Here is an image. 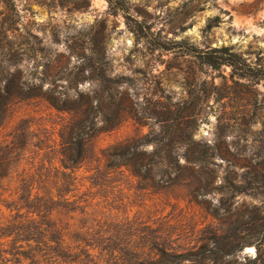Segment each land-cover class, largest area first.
<instances>
[{"label": "rangeland", "instance_id": "rangeland-1", "mask_svg": "<svg viewBox=\"0 0 264 264\" xmlns=\"http://www.w3.org/2000/svg\"><path fill=\"white\" fill-rule=\"evenodd\" d=\"M114 1L129 6L156 39L230 47L246 73L228 64L214 69L181 46L155 49L148 37L137 39L109 0H0V80L19 77L13 88L28 91L42 85L71 97L76 90L91 94L99 87L103 48L108 74L127 77L119 97L126 93L123 103L132 110L121 126L90 137L85 159L76 164L65 163L61 136L76 116L42 98L11 99L0 126V264H120L110 250L149 264L158 246L185 252L247 210L264 208V77L257 73L264 70V0ZM170 124L191 130L217 153L214 189L200 198L202 205L190 201L187 185L164 188L158 169L155 182L151 173L113 164L114 145ZM254 174L259 180L248 193L233 188L250 186ZM29 210L37 218L32 229L14 227L13 219L27 220ZM50 211L78 249L70 258L32 261L35 242L30 247L23 239L51 233ZM247 254L254 256L255 247L237 257Z\"/></svg>", "mask_w": 264, "mask_h": 264}, {"label": "trees", "instance_id": "trees-1", "mask_svg": "<svg viewBox=\"0 0 264 264\" xmlns=\"http://www.w3.org/2000/svg\"><path fill=\"white\" fill-rule=\"evenodd\" d=\"M109 2L112 8L124 12L127 23L137 39L142 40L148 37V42L155 49L171 50L175 48L174 45L181 46L184 52L195 56V58L200 59L204 64L210 65L214 69L228 64L233 66L234 69H239L241 71L240 75H245L247 64L238 53L231 51L230 47L203 49L195 45H189L184 40L171 43L156 39L153 36L154 33L151 31V27L136 19L130 12L129 6H125L122 1L109 0ZM212 26L213 24L210 23L209 27ZM105 54L106 50L102 48L99 58L100 70L95 77L99 87L91 94L76 90L72 95L73 97H71L68 92L57 93L52 89L43 90L42 85L28 91L23 87L13 88L12 85L15 82L18 84L21 82L19 77L9 78L7 76V78L1 79L0 126H2L7 116L10 101L15 96L19 98H42L57 110L70 112L76 116L75 119L66 124L68 129H65L61 136L65 140V152L68 153L64 155L65 163L66 160L71 163H81L85 159L84 151H86L90 137L121 126L129 113H132V110L128 109V106L123 103L126 93L123 94L124 97H119L121 93L119 85L126 81L121 79L127 77L122 76L120 79L108 74V61ZM257 73L264 77V70L258 69ZM2 81H5V85H2ZM25 83L26 80L22 81V84ZM118 98H120V101H118ZM179 111L183 113L184 108L179 109ZM144 114L146 113L144 112ZM139 117L141 116L139 115ZM178 124L182 125L183 122ZM181 129L170 124L160 133L150 130L144 135L117 143L113 146L116 148L114 150L116 158H114L113 164L126 166L134 173L142 170L151 173L149 176L151 181H155L152 171L158 169L162 172L158 183H163L164 188L180 184L187 185L190 201L202 205L204 203L200 198L212 193L214 189L215 165L218 164L215 160L217 153L211 151V146L207 142L195 139L191 130L188 131V134H185V129ZM176 135H181V138H176ZM150 143L153 144V148L147 150L145 147ZM182 157L185 159L184 162L181 160ZM118 159L119 162H117ZM64 165L67 168L69 167L67 164ZM172 173H176L177 176L172 177ZM187 173H191L193 178H186ZM252 177L253 180L251 179L248 182L250 186L232 184L233 188L248 193L250 191L248 188H254L251 185L259 180L257 174ZM50 198L54 200L55 195L51 193ZM55 209L51 208V210ZM30 213H32V210L28 211L27 220L25 218L13 219V226L32 229L37 218L30 217ZM52 214L53 212L50 211L45 215L47 217L45 220L53 224L51 233H40V237H38L39 235H30L28 238L23 239L30 247H32V244L30 245L31 241L35 242V248L32 249L35 254L30 257L32 261L46 260L49 256L57 257V259L70 258L73 255V249H78L73 247L68 240V233L64 232L63 222L57 218L58 216L55 215V217ZM11 222L9 221L8 224ZM228 225L227 228H217L205 242L188 247L185 252L171 251L166 245L164 247L158 246L161 252L151 254L149 264H181L185 260H190L192 264H264V208L259 206L254 207L253 210H247L244 215L230 221ZM248 247H255L256 254L254 256L247 254L245 260L241 261L237 254ZM21 251L17 254H20ZM47 251L50 252L47 253ZM116 252V250H110L108 253L112 256L113 262L144 264L141 262H128L126 257H121L122 253L120 251L119 254ZM177 257L179 260H175Z\"/></svg>", "mask_w": 264, "mask_h": 264}]
</instances>
